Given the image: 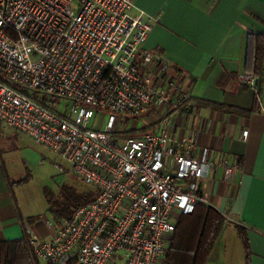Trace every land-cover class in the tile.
Returning a JSON list of instances; mask_svg holds the SVG:
<instances>
[{
  "label": "built area",
  "instance_id": "2783aa9c",
  "mask_svg": "<svg viewBox=\"0 0 264 264\" xmlns=\"http://www.w3.org/2000/svg\"><path fill=\"white\" fill-rule=\"evenodd\" d=\"M133 7L134 0H0V122L65 159L95 194L51 238L27 228L41 264H163L180 216L209 204L202 182L216 168L225 179L240 168L227 155L175 151L194 141L168 132L170 112L187 97L145 70L163 61L140 53L158 17ZM243 80L256 88L254 77ZM99 112L105 126L90 127ZM147 113L156 129L143 131L137 123Z\"/></svg>",
  "mask_w": 264,
  "mask_h": 264
},
{
  "label": "crops",
  "instance_id": "0c3cea01",
  "mask_svg": "<svg viewBox=\"0 0 264 264\" xmlns=\"http://www.w3.org/2000/svg\"><path fill=\"white\" fill-rule=\"evenodd\" d=\"M137 10L158 17L140 53L158 52L165 62L154 60L145 70L153 79L175 82L187 97L170 112L168 132L194 141L175 144V151L240 161L230 178L216 168L202 182L209 204L230 216L217 241L220 255H210L206 264H264V73L259 81L254 78L257 97V87L243 80L247 34L264 33V0H134ZM155 120L147 113L137 127L154 130ZM16 138L0 129V240L20 238L27 228L49 232L25 201L22 186L29 178H14L17 170L7 165L12 146L6 141ZM30 216L38 218L29 222ZM237 225L244 229L247 249Z\"/></svg>",
  "mask_w": 264,
  "mask_h": 264
},
{
  "label": "rangeland",
  "instance_id": "374dc122",
  "mask_svg": "<svg viewBox=\"0 0 264 264\" xmlns=\"http://www.w3.org/2000/svg\"><path fill=\"white\" fill-rule=\"evenodd\" d=\"M105 123L106 114L99 112L95 113L88 124L90 127L102 128ZM139 124L141 125L142 122L140 121ZM127 127H130L129 120L121 125L120 129L124 131ZM1 128L7 132L9 137L17 135L16 142L11 139L6 141L12 146L7 153V165L10 170L12 168L17 170L18 174L14 178H29L27 185L22 186L25 201L34 213H40L37 224L49 230L44 235L36 230L32 232L41 240L51 238L50 229L55 230L60 220L71 213L80 201V194L91 191L90 186L72 173L71 166L65 159L46 146L3 123H0ZM218 247L217 242L211 256L220 255ZM235 261L234 264H242L239 261L235 263Z\"/></svg>",
  "mask_w": 264,
  "mask_h": 264
},
{
  "label": "trees",
  "instance_id": "16d2710c",
  "mask_svg": "<svg viewBox=\"0 0 264 264\" xmlns=\"http://www.w3.org/2000/svg\"><path fill=\"white\" fill-rule=\"evenodd\" d=\"M245 75L260 80L264 73V33H248L246 38ZM256 97L258 82L256 84ZM93 191L80 194L77 205L93 200ZM68 216V215H67ZM38 216L27 218L33 222ZM224 215L210 204H198L180 216L163 264H206L226 224ZM247 249L244 229L236 226ZM0 264H41L33 253L30 236L24 229L20 238L0 240Z\"/></svg>",
  "mask_w": 264,
  "mask_h": 264
}]
</instances>
